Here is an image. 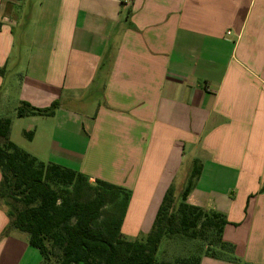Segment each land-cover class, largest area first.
Masks as SVG:
<instances>
[{
    "label": "crops",
    "instance_id": "crops-1",
    "mask_svg": "<svg viewBox=\"0 0 264 264\" xmlns=\"http://www.w3.org/2000/svg\"><path fill=\"white\" fill-rule=\"evenodd\" d=\"M0 68V113L57 102L12 118L29 154L128 191L122 230L149 233L197 160L187 203L238 259L200 264H264V0H0ZM7 211L0 264H42Z\"/></svg>",
    "mask_w": 264,
    "mask_h": 264
},
{
    "label": "trees",
    "instance_id": "trees-1",
    "mask_svg": "<svg viewBox=\"0 0 264 264\" xmlns=\"http://www.w3.org/2000/svg\"><path fill=\"white\" fill-rule=\"evenodd\" d=\"M56 107L57 102L36 108L22 101L16 116L51 117ZM11 128L12 120L0 117V200L8 208V229L27 235L42 264H200L203 256L238 261L234 245L222 238L225 215L187 203L201 173L197 160L180 201L166 194L151 231L144 239L130 240L121 233L128 191L100 179L91 183L81 172L38 160L11 141ZM174 236L199 240L205 250L159 262L161 241Z\"/></svg>",
    "mask_w": 264,
    "mask_h": 264
},
{
    "label": "rangeland",
    "instance_id": "rangeland-1",
    "mask_svg": "<svg viewBox=\"0 0 264 264\" xmlns=\"http://www.w3.org/2000/svg\"><path fill=\"white\" fill-rule=\"evenodd\" d=\"M0 117H8L11 120L12 118L13 120H15L16 107H13L12 104L7 105L5 107V111L0 113ZM26 128H28L29 130L28 132L25 131V127L24 125H22L21 122H17L16 125H14L11 128L10 139L15 145H17L23 151L27 153L36 152V148L39 145V140L32 141L31 137H28L27 134H32L33 131H31L29 127ZM186 181L187 178L184 181V185L186 184ZM174 195L175 198L178 201H180V193L174 191ZM125 214H126V209H125ZM121 233L125 238L130 240L145 238L148 234V233H140L139 231L136 233L130 227H125L124 230H122L121 227ZM18 235L22 239L25 238L26 241L28 240L27 235L25 233L18 232ZM204 250H205V246L199 240H191L188 238L174 236L172 238H164L161 241L156 258L159 262L161 261L172 262L177 258H184L192 254L203 253Z\"/></svg>",
    "mask_w": 264,
    "mask_h": 264
}]
</instances>
